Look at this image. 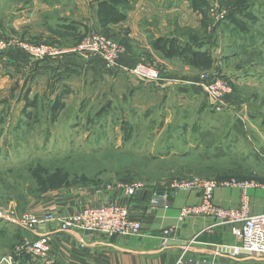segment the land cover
I'll return each mask as SVG.
<instances>
[{"label": "rangeland", "instance_id": "374dc122", "mask_svg": "<svg viewBox=\"0 0 264 264\" xmlns=\"http://www.w3.org/2000/svg\"><path fill=\"white\" fill-rule=\"evenodd\" d=\"M187 1L200 14L201 23L195 29L185 27L175 33L196 43L208 39L214 46L209 50L212 68L199 70L197 81L216 76L228 81L232 93L219 109L198 88L193 96L177 100L178 106L169 111L163 104L146 110L142 104L131 106L138 101L126 102L125 97L107 99L105 95L121 89V84L109 81L100 89L103 94L95 97L88 88L86 92L77 90L67 100L69 104L52 110L55 100L50 98V90L30 93V83L26 86L29 72L13 66L10 73L5 72L4 64L11 62L2 60L1 55L11 56L9 51L15 46L0 53V264H35L21 250L23 244L46 234L52 242L54 233L47 230L50 223H56L60 231L66 229L57 222H44L41 226L45 229L37 225L29 231L14 221L30 213L38 218L47 213L71 214L64 210L62 200L67 192L119 190L125 195L121 185L133 180L161 191L183 177L263 185L264 152L254 150L253 135L251 145L240 143L230 154L220 153L213 144L222 133H261L264 139V0ZM91 31L123 49L129 44L98 27ZM18 38L31 45L73 48L83 37L77 35L67 44ZM131 52L135 63L157 69L160 79L168 71L164 64ZM27 58V62L36 61ZM245 71L253 74L244 79ZM15 73L22 74V87L13 80ZM26 91L30 99L37 95L28 110L24 109ZM126 133H130L127 140ZM198 140L204 143L195 146Z\"/></svg>", "mask_w": 264, "mask_h": 264}, {"label": "crops", "instance_id": "0c3cea01", "mask_svg": "<svg viewBox=\"0 0 264 264\" xmlns=\"http://www.w3.org/2000/svg\"><path fill=\"white\" fill-rule=\"evenodd\" d=\"M96 3L97 0H0V33L9 37L19 36L20 38L13 36L16 40L22 37L37 43L44 40L67 44L69 39L77 35L81 39L87 30L98 27ZM190 4L187 0H135L123 23L109 25V34L122 40V43L124 40L129 42L127 48L124 46L125 53L111 69L97 57L82 54H67L59 60L27 62L19 52L15 57L1 55L2 60L11 62L4 64L7 66L5 72L10 73V66L22 68L25 73H30L26 85L30 83V93L50 90V98H59L64 104H69L67 100L73 98L77 90L84 89L86 92L88 88L96 97L103 94L100 89L104 82L114 81L117 85L121 84V89L115 94L105 95L107 99L125 97L126 102L138 101L131 106L142 104L146 110L163 104L169 111V108L178 106L180 99L194 95L193 91L198 89L195 83L199 70L182 64L176 58H162L151 48L149 42L159 36H175L197 44L191 37L175 33L185 27H199L200 14ZM199 44L208 51L214 48L208 39ZM131 51L140 53L149 62L164 64L168 71L158 81L148 82L135 78L130 72L131 66L136 62L134 52ZM243 74L246 79L253 72L245 71ZM15 76L13 80L22 87V74L15 73ZM157 98L158 100H153ZM260 134L222 133L213 146L222 154H230L240 143L251 145L250 138L253 135L254 150L262 154L264 139ZM196 135L201 136L200 133ZM203 143L204 140H198L195 146ZM163 190L157 192L161 193ZM151 193L152 190L148 187L139 190L132 197L119 190L64 193L62 200L66 205V212L75 213L90 204H124L128 205L132 218L141 220L142 229L136 237H107L73 229L60 231L56 223H50L46 229L54 233L51 253L55 264H177L182 255L186 259H206L223 264H264V256L232 254V248L240 245V239L231 234L227 225H218L209 217L178 220V212L182 206L199 201L198 192H175L170 195V207H157L146 212L145 205ZM246 193L250 214L264 213V183L247 189ZM240 196V189L236 187H217L214 190L215 203L223 207H236L239 205ZM38 228L45 229L43 226ZM169 228L172 230L167 244L163 246V230Z\"/></svg>", "mask_w": 264, "mask_h": 264}, {"label": "built area", "instance_id": "2783aa9c", "mask_svg": "<svg viewBox=\"0 0 264 264\" xmlns=\"http://www.w3.org/2000/svg\"><path fill=\"white\" fill-rule=\"evenodd\" d=\"M24 53L27 57L36 61L63 58L67 54L95 55L104 65L111 69L118 58L123 54V48L106 39L100 33L87 32L73 48L59 47L55 45H31L12 39L9 36L0 35V53L8 48H13ZM130 72L142 81H158L160 73L151 66L134 63ZM202 77H206L203 75ZM198 82H200L198 84ZM199 85V86H198ZM195 86L202 90L209 101L219 109L224 99L232 93L228 81L223 76L209 79H201ZM146 185L139 180H133L121 185L126 196L132 197ZM253 182H237L234 179L217 181L213 179H200L197 177H183L172 180L166 185L163 192L152 189L145 211L149 212L157 207H170V195L178 191H196L199 193V201L195 204L184 205L179 209L178 220L183 221L188 217H209L218 225H227L231 234L239 237L240 245L232 248V254H245L249 257L264 256V213L250 214L247 189L258 187ZM217 187H236L240 189V202L236 207H223L214 201L213 191ZM54 214V213H53ZM59 217H63L60 220ZM16 225L25 230L32 231L33 227H40L44 222H57L64 229H73L81 232H93L107 237L113 236H137L142 229V222L132 218L128 205L117 203H105L99 206H85L78 212L56 216L47 213L44 217H36L34 214H26L14 221ZM171 228L163 230L162 245L167 244ZM51 235H39L26 241L21 250L28 254L35 264H55L52 256ZM177 264H223L214 263L206 259H186L182 255Z\"/></svg>", "mask_w": 264, "mask_h": 264}, {"label": "trees", "instance_id": "16d2710c", "mask_svg": "<svg viewBox=\"0 0 264 264\" xmlns=\"http://www.w3.org/2000/svg\"><path fill=\"white\" fill-rule=\"evenodd\" d=\"M135 0H97L96 3V18L98 30H106L112 24H117L124 21L127 17V12L132 8ZM203 13V12H202ZM89 32V30H87ZM85 33L83 34V36ZM151 48L158 52L163 58L173 59L176 58L182 64L188 65L200 71L209 70L212 68V56L210 52L197 44H192L188 41L179 39L175 36H159L150 40ZM19 50L9 51L11 57H15ZM22 53V52H21ZM24 55L23 60L27 61V56ZM5 55V54H4ZM45 61V60H44ZM29 92H25L23 98L26 100L24 109L28 110L31 105L35 104L37 95L33 99L28 98ZM109 103V101H108ZM64 103L56 98L52 103L51 108L55 110L57 107L61 108ZM130 133H126L125 140L129 137Z\"/></svg>", "mask_w": 264, "mask_h": 264}, {"label": "water", "instance_id": "95a60500", "mask_svg": "<svg viewBox=\"0 0 264 264\" xmlns=\"http://www.w3.org/2000/svg\"><path fill=\"white\" fill-rule=\"evenodd\" d=\"M170 242L176 243V241H170ZM181 244H184V243H181Z\"/></svg>", "mask_w": 264, "mask_h": 264}]
</instances>
